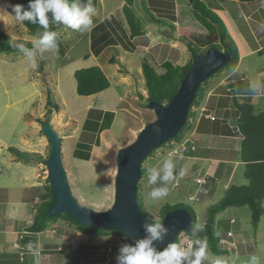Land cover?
<instances>
[{
	"label": "rangeland",
	"instance_id": "obj_1",
	"mask_svg": "<svg viewBox=\"0 0 264 264\" xmlns=\"http://www.w3.org/2000/svg\"><path fill=\"white\" fill-rule=\"evenodd\" d=\"M122 1L97 0L96 6L92 7L93 12L89 13L92 24L87 28L73 30L62 24L54 31L55 38L62 48V53H59L53 47H36L35 42L39 39L29 34L22 22L14 18L12 6L15 2L0 0V31L9 40L30 41L34 47L29 51L0 52V186L12 187L6 192L0 189V200L6 196L8 203L2 206L5 210H10L12 203H16L21 197L20 186L30 182L27 202L32 206L24 207L21 219L24 216H33L34 207L40 202L36 193L42 191L46 183L45 161L50 152V144L42 133L44 121H50L61 140L62 163L73 196L81 205L97 211L106 210L113 203L114 177L117 170L115 158L118 150L130 144L136 138L137 132L155 118L154 112L147 108L145 102L146 87L141 71L142 61H148L160 73L163 71L161 64L164 61L183 65L190 58L185 40L173 27L175 23L172 9L178 0H153L158 7L155 11V6L148 8L146 0H134L132 9L142 23V34L133 38L129 36V28L121 10ZM202 1L210 9L216 7L209 5V0ZM183 5L190 9L187 1ZM215 10L213 9L214 12ZM150 14L158 19V22L151 19ZM215 14L220 17L219 11ZM107 17H112L111 32L118 45L106 47L99 55L94 56L90 50V29ZM225 22V27L232 35L229 22ZM260 42L264 43V38ZM263 49L260 54L255 53L252 57L243 59L246 64L251 61L255 63L249 69L264 68ZM28 52L33 53L32 60L36 67L31 66ZM239 52L242 53L243 49L240 48ZM113 56L117 59L115 63L109 62ZM93 65L103 70L110 86L97 94L80 96L76 93L73 72L78 68ZM227 71L229 69L224 68L208 79L205 85V99L193 108L197 117L204 113L203 103L210 102L216 86L225 84L233 77V74L228 76ZM250 76L255 78V72L252 71ZM48 92L57 109L51 106L52 112L46 119L45 113L49 107ZM260 99L254 103L255 109L261 110L264 102L261 97ZM206 104L208 106V103ZM104 111L114 113L109 129L94 131L84 127L86 120L101 121ZM224 113L225 118L228 113ZM237 133L239 132L236 131ZM184 134L181 141L168 142L155 149L145 159V171L138 182V192L152 220H159L158 211L163 203L186 202L194 208L197 224L202 226L208 206L219 202L227 194L232 183H235L236 178L238 181L246 179L249 182V177L243 176V169L240 167L239 172L230 178L231 173H224L221 169L214 171L213 166H218L217 162L209 165L208 160L193 157L200 155L217 159L227 154L225 157L234 159L233 151L228 152L219 147L225 141L205 140L206 146L211 145V148H205L206 146L200 145L199 137L194 138L187 131ZM78 142L89 145L87 160L74 156ZM9 148L36 153L40 159L31 157L26 160L17 157ZM166 161L173 164V179L169 181L161 179ZM152 169L159 172L155 184L149 183ZM181 171H184L183 176L180 175ZM247 182L243 184L246 185ZM159 187H167L168 195L153 201L148 193ZM4 193L7 195L3 196ZM260 203L262 212L256 226L251 222V212L246 205L231 206L218 212L215 233L220 238V246L228 249V252L214 254L206 242L201 240L200 242L206 244V258L202 260L203 264H212L215 259H223L225 264H246L251 255L257 256L260 264H264V197ZM3 215H0V226L7 225ZM230 215L235 216L234 223L227 220ZM228 222L231 226L236 223L235 230L230 229ZM20 225L18 221V226ZM177 237L176 244L179 247L187 248L189 243L193 245L191 237L183 231ZM21 240L31 241L33 246L32 253L24 259L27 264H118L119 250L124 246L118 235H87L63 219L48 223L44 231L31 234L27 240L20 237L16 241ZM198 248V243L193 245V250ZM0 250L4 251L1 244ZM17 255L19 256L18 252L15 253V256ZM6 258L7 256L0 253V264H6Z\"/></svg>",
	"mask_w": 264,
	"mask_h": 264
},
{
	"label": "trees",
	"instance_id": "obj_2",
	"mask_svg": "<svg viewBox=\"0 0 264 264\" xmlns=\"http://www.w3.org/2000/svg\"><path fill=\"white\" fill-rule=\"evenodd\" d=\"M15 5H21L23 10H29V0H12ZM151 7L156 4V1L149 0ZM239 2H245L248 4L262 3L264 0H237ZM71 3H77L80 6H86L91 4V7L96 6L97 0H68ZM190 9L184 7L181 4H173V16H174V29L176 33L185 40V44L190 54L189 60L183 65H175L171 61L166 60L161 64L163 71L158 73L155 68L150 65L146 60L141 63V71L144 77V83L146 87L145 102L155 101L160 104H166L176 92L182 78L188 72L195 57L204 51L208 47H214L218 50H223L229 53V61L220 69L212 73L201 84H199L195 96L189 107L187 118L181 129L175 134L174 137L169 139L166 143L181 141L183 134L194 130L198 133H212L218 135H232L236 131L242 135V158L248 162L247 174L248 184L243 185H231L227 190V194L221 198V200L215 204L208 206L205 222L202 226L197 224V215L194 208L186 202L177 203H163L159 208V220L160 221L168 210L175 208H185L191 215V227L193 232L186 233L191 237L193 245L197 244L196 241L206 242L209 249L214 254H224L228 252V249L220 246V238L216 235L215 225L216 216L221 210H225L231 206L246 205L251 212V222L254 226L257 225L259 215L262 212L261 199L264 197V111H255L253 105L250 102V96L253 93V89L247 86V81L241 80L239 74H233V77L223 85H217L214 89L215 93H219L220 97L217 101L218 107L227 106L230 104L231 110L228 112L225 118L215 115L211 117H205L200 115L197 117V113L193 108L199 106L203 99H205V85L210 77L215 73L222 71L224 68L234 70L238 63L239 52L238 48L229 35L223 21L218 15L215 14L213 9H210L202 0H190ZM134 0H123L121 4V10L124 15L126 24L129 28V36L131 38L142 34V23L138 16L132 9ZM150 9V6L148 7ZM157 9L158 7H154ZM48 27L45 29L38 22H32L25 20L22 24L26 27L29 34L41 39L43 34L47 32H54L58 29L62 23L57 22L53 18L51 12L47 13ZM151 19H155L152 14L149 15ZM112 18V17H111ZM110 18V19H111ZM109 17L102 19L94 24L90 29V50L94 56L100 54L106 47H115L118 45L116 37L111 32ZM23 45L27 51L33 49V45L30 41L14 42L9 40L7 36L0 31V52H18L25 51L19 46ZM55 50L62 53L61 45L55 38ZM109 62L115 63L117 59L113 56L109 59ZM73 77L76 82V93L80 96H90L97 94L110 86V81L107 78L103 70L97 66L82 67L74 70ZM49 92L47 96L48 110L45 113L46 119L52 112V109H57L56 104L50 100ZM53 108H52V107ZM101 121L86 120L84 127L91 128L94 131H102L109 129L114 117L112 111H104L101 116ZM227 117L230 118V123H227ZM185 135V134H184ZM49 142V141H48ZM50 144V142H49ZM87 143L78 142L77 149L74 150V156L77 158L87 160L89 158V152ZM159 146V147H160ZM15 153L17 157H23L26 160L34 157L40 159V156L33 152L20 151L17 148H9ZM152 150L148 155L150 156ZM29 154V155H28ZM48 157V156H47ZM145 157L140 165V177L143 175L145 169L143 162L147 158ZM44 162V160H43ZM137 182V202L142 214L149 220V213L144 207L141 197L138 192ZM37 197L40 202L34 207V214L28 224L24 227L25 232L39 233L46 229L48 223L55 222L58 219H63L70 225L74 226L79 232L87 235H99V234H115L125 242L123 237L115 230L93 227L81 222H78L65 213H58L51 217L46 216V212L50 207L53 194L49 178H46V183L43 186L42 191H37ZM178 236V235H177ZM172 243H177L178 237ZM171 243V244H172ZM169 246V245H168ZM166 246V247H168ZM166 247L160 249L158 252L163 251ZM5 256V255H2ZM6 264H25L21 262L18 255L16 258L13 255H6ZM11 258V259H8ZM194 259V257H192ZM203 262V261H202ZM201 262V264H203Z\"/></svg>",
	"mask_w": 264,
	"mask_h": 264
},
{
	"label": "water",
	"instance_id": "obj_3",
	"mask_svg": "<svg viewBox=\"0 0 264 264\" xmlns=\"http://www.w3.org/2000/svg\"><path fill=\"white\" fill-rule=\"evenodd\" d=\"M229 58L228 52L208 47L204 53L195 57L176 92L166 104L155 101L146 103L147 108L154 112L155 118L137 132L130 144L118 150L115 158L117 170L114 177V198L111 207L106 210L97 211L81 205L73 196L62 163L61 140L50 121H44L42 133L50 142V152L45 164L53 194L46 216L65 213L78 222L115 230L123 237L125 245L129 246L148 238L146 226L155 222L142 214L137 202L140 165L152 150L174 137L181 129L199 84L223 67ZM159 222L165 231L159 239L152 241L156 252L170 245L180 232H193L191 215L185 208L168 210Z\"/></svg>",
	"mask_w": 264,
	"mask_h": 264
},
{
	"label": "crops",
	"instance_id": "obj_4",
	"mask_svg": "<svg viewBox=\"0 0 264 264\" xmlns=\"http://www.w3.org/2000/svg\"><path fill=\"white\" fill-rule=\"evenodd\" d=\"M172 1V0H171ZM173 0L172 2H174ZM187 1L188 7L191 6L190 0H178L176 2L177 4L183 5ZM149 6H151V3L149 0H146ZM208 2V1H207ZM211 2L209 5L216 6L213 9H216L215 12L220 13V18L223 21L224 25L226 26L225 20L229 22V27L233 31L232 35L229 34L233 41L235 42L238 52L239 49H243V52H239V57H238V63L234 70H229L228 76L237 73L240 76L241 80L247 81V86L253 89V93L250 96V102L253 105L254 109V103L259 102L260 97L262 98L264 102V92H260V90H264V68H258V69H249L251 66H254L255 63L249 62V64L244 61L243 59L245 58H250L252 57L255 53L260 54L262 49L264 48V43H261V39L264 38V2L262 3H255V4H248L245 2H239L237 0H209ZM175 3V4H176ZM122 4V3H121ZM243 5H248L249 7H244ZM155 6V3L153 7ZM157 7V6H155ZM156 9V8H155ZM248 10V11H247ZM242 13H245L242 15ZM227 29V27H226ZM228 31V30H227ZM229 33V32H228ZM260 40V41H259ZM260 51V52H259ZM264 51V49H263ZM255 72V78L251 77L250 74L251 72ZM250 72V74H249ZM262 88V89H260ZM215 96V97H214ZM220 97L219 93H213V97H211L210 102H204L203 103V110L204 113L201 115H204L205 117H211V116H224V112L228 113L225 110H231L230 104L228 103L227 106L223 107H218L217 106V101L218 98ZM208 103V106H206ZM205 104V105H204ZM209 108V109H208ZM255 111H264V104L261 108L255 109ZM214 112V113H213ZM224 118V117H223ZM227 123H230V118L227 117ZM192 133V134H191ZM241 133L236 132L232 135H218V134H212V133H198L194 132L193 130L190 132L191 136H194V138L199 137V142L200 145L206 146L204 141H209L211 139L215 141L218 140H223L225 142H222V145L219 147L225 148L224 150L228 151H233L234 152V159H229L225 156L223 158H217L214 159L213 157H208V156H193L196 159H206L209 162V165H212V162H217L218 166H213L214 171L217 170H223L224 173L230 174V176L235 175V173L238 171L240 167L243 169V176L248 177L247 174V166L248 162H246L241 155V140H242V135ZM188 139V138H187ZM205 148H211L210 144H207ZM230 148V149H229ZM207 162V161H206ZM212 163V164H210ZM219 168V169H218ZM239 172V171H238ZM231 178V177H230ZM230 181V179H229ZM237 181V182H236ZM235 183H232V185H239L243 184L244 182H247L246 179L243 181H238L236 178ZM200 182V181H199ZM227 185V182H225ZM248 183V182H247ZM30 182H25V184L20 186V199L16 203H12V207H10V210H5L4 209V203H8L7 200H5V195L6 193L3 194L2 199L0 200V215L4 214L7 225L6 226H0V244L1 248L4 249V251L0 250V253L2 255H13L15 258V253L18 252L19 254V259L21 262H25V258H28L29 255L32 253V243L31 241H16L18 238L22 237L24 240L28 239V236H30L33 233L25 232L24 227L26 224H28L31 220L32 216H24V218L21 219L23 216V211L25 210L24 207L28 205L30 208L32 205H29V202H27V192L29 188ZM1 191L6 192L8 189L12 188L11 185H1L0 186ZM3 215V216H4ZM235 216L230 215L227 217V220L229 222H235ZM18 221L21 223L20 226H18ZM218 221V220H217ZM227 223V225L230 227L231 230H235L234 228L236 227V223L230 225V223ZM231 234V233H229ZM24 236V237H23ZM11 259V258H8Z\"/></svg>",
	"mask_w": 264,
	"mask_h": 264
},
{
	"label": "clouds",
	"instance_id": "obj_5",
	"mask_svg": "<svg viewBox=\"0 0 264 264\" xmlns=\"http://www.w3.org/2000/svg\"><path fill=\"white\" fill-rule=\"evenodd\" d=\"M29 10H23L21 5L12 6L14 18L18 22L25 20L38 22L45 29L48 27L47 13L51 12L55 21L60 22L73 30L87 28L92 24L89 13L93 12L91 4L80 6L77 3H69L68 0H29ZM55 33L45 32L41 39L35 42L36 47L41 45L47 47H55ZM22 50L23 45L19 46ZM32 67H36L32 60L33 53L28 52ZM173 164L171 161L164 163V175L161 177L164 181L173 179ZM184 175V171L180 172ZM159 172L155 169L151 170L149 183L155 184ZM149 197L153 200H160L168 195L167 187L153 188L149 193ZM146 231L149 234L148 238L139 240L134 246L125 245L120 248L118 256V264H201L206 258V244L200 241L198 250H193L192 243H189L187 248H181L176 243L170 244L166 249L156 252L152 247V241L159 239L161 233L165 231L162 224L157 221L146 226ZM194 257V259H192ZM212 264H225L223 259H215ZM246 264H260L259 258L251 255Z\"/></svg>",
	"mask_w": 264,
	"mask_h": 264
}]
</instances>
